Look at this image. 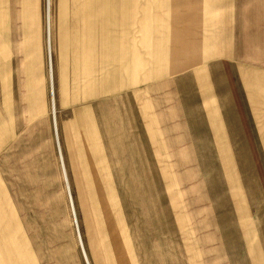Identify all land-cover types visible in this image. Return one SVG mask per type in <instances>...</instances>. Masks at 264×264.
Segmentation results:
<instances>
[{
	"label": "rangeland",
	"instance_id": "obj_1",
	"mask_svg": "<svg viewBox=\"0 0 264 264\" xmlns=\"http://www.w3.org/2000/svg\"><path fill=\"white\" fill-rule=\"evenodd\" d=\"M220 1L214 0V5ZM19 2L21 48L13 45L18 32L12 28L11 0H0V110L10 116L0 118V132L11 133L14 125L18 130L28 123L30 93L41 96L46 86L50 95V13L54 90L73 105L70 115L81 100L78 94H84L81 81L92 76L87 69L75 70L91 57L77 58L76 29L80 23L77 32L83 33L84 47H91L94 0H29V14L27 9L22 12ZM135 5H128V23L116 24L117 37L147 50L157 45L156 27L162 33L172 30L173 15L166 10V0H150L149 9L140 1ZM23 15L26 23L29 17L30 29L22 28ZM38 15L41 35L34 28ZM221 19L220 9L214 8L202 20L204 31L214 33V64L221 59ZM179 21L174 13L176 26L194 25ZM229 23L230 64L238 63L251 75L254 55H264V39L256 41L253 35V24L264 30V0H237L230 6ZM184 33L180 30L177 39ZM63 37L72 48L65 54ZM17 56L24 65L20 72ZM131 93L141 99V89ZM115 95L116 123L106 111L96 119L94 131L92 123L87 124L85 136H78L76 124L62 136L58 124L78 227L60 163L54 111L60 167L56 178L22 172L19 136L6 148L11 161L0 165L6 186L0 182V264H87L83 247L90 264H264V136H142L139 113L134 116V122L139 121L134 123V136H124L125 93ZM99 99L107 102L109 97ZM13 110L19 119L11 118ZM25 153V160L31 159Z\"/></svg>",
	"mask_w": 264,
	"mask_h": 264
},
{
	"label": "crops",
	"instance_id": "obj_2",
	"mask_svg": "<svg viewBox=\"0 0 264 264\" xmlns=\"http://www.w3.org/2000/svg\"><path fill=\"white\" fill-rule=\"evenodd\" d=\"M138 1L144 3L147 9L151 8L149 7L150 0H125L124 7L121 6V0H94L91 47H84V39L81 38L83 33L77 32L80 29V23L77 24V58L82 61L90 55L92 62L88 63L90 58L87 62H79L75 70L87 69L88 72L91 71L92 76L91 78L85 76L81 81L84 94H78L81 100L75 104L76 111L71 115L69 109H72L73 105H70L66 98L62 100V97L57 96L54 90L51 13L49 18L46 16L51 96L46 86L45 94L41 96L36 95L37 97L34 98L30 93L28 123H22L18 130L14 125L12 131L14 133L0 132V165L6 160L11 161L8 159L11 154L6 153V148L9 149L14 142V137L19 136L22 172H31L35 175L41 172V174H46L47 178H56L60 167L53 137L52 111H54V133L62 154L60 163L62 172H67L58 126L60 125L61 135L67 136L70 125L76 124L78 136H85L88 130L86 129L87 124L92 123L94 131L96 119L100 120L106 115V111L108 118L114 119L116 123L115 94L117 91L125 93L124 136H134V123H139L137 120L134 122V116L138 113L140 125H142L140 129L142 136H264V55L260 53L259 56L254 55L251 75L248 73L249 70H242L238 63L237 66L230 64L229 12L230 6L235 5L237 0H221L215 5L214 0H166L168 4L165 5L166 10L173 15L170 18L172 30L162 33L156 27L157 35L153 39L157 45L147 50L142 49V51L134 47L135 44L130 41L126 39L123 41L121 37H117L116 28V24H120L121 21L125 20L128 23L127 13L131 11L128 5L136 8L135 4ZM28 2L29 0H21V7L22 12L27 9L29 14L31 11H29ZM11 5L13 32H18L21 28L18 24L20 2L11 0ZM34 7L39 13V6ZM156 7H158V2ZM214 8L220 9L223 17L219 35L221 59L219 61L216 59L215 64L214 33L204 31V25H202L204 15L205 18L206 15L211 16ZM253 11L254 19H257L256 9ZM174 13L179 14V20L182 23L186 21L190 25L192 22L194 24L191 25L192 28L176 26ZM121 14L124 15L123 18H120ZM25 17L26 15L21 16L22 28L30 29L29 17L28 23ZM34 28L39 31L38 35H41L39 15L34 22ZM237 28L240 29V26L237 25ZM184 29V37L181 39L179 37L178 40L177 34ZM22 32L21 29L20 33H15L12 38L13 45L16 44L19 48H21L23 38ZM231 32L233 35L232 30ZM253 35L254 40L260 42L262 38L264 39V30L261 31L260 26L253 24ZM239 37L241 38V35ZM28 39L30 43V36ZM65 40H68L67 37H63L61 41L64 54L72 49L68 48ZM24 41L25 44L27 36L24 37ZM145 44L147 47L146 42L143 46ZM86 51L89 53L86 54ZM17 54H19L18 51ZM133 56L135 61H132ZM162 56L164 59H161ZM16 65L20 72L24 67L21 57L17 56ZM89 66L92 68L90 69ZM75 83L79 85L78 81ZM133 88L141 89V99L131 93ZM106 95L109 100L101 102L99 98ZM1 117L4 120L10 118L4 109L0 110ZM11 118L19 119L14 110ZM111 125H113L112 122ZM145 126H148L147 130ZM14 149L15 151L18 149L16 145ZM26 150L31 159L25 160ZM30 151L31 155H29ZM16 155L15 152L12 154V156ZM11 164H15V160H12ZM2 172L3 170H0V182L3 184L2 174L5 172Z\"/></svg>",
	"mask_w": 264,
	"mask_h": 264
},
{
	"label": "bare ground",
	"instance_id": "obj_3",
	"mask_svg": "<svg viewBox=\"0 0 264 264\" xmlns=\"http://www.w3.org/2000/svg\"><path fill=\"white\" fill-rule=\"evenodd\" d=\"M48 3H49V0H48ZM58 152H59L60 159L62 160L61 149H60L59 146H58ZM63 176H64V180H65V183H66V189L68 191L69 198H70V206H71V212H72L73 221L76 224V226L78 227L76 208H75L74 198H73L72 193H71V185H70L68 173L66 171H63ZM78 233H79V238H80L81 237L80 236V231ZM81 245L83 247L82 240H81ZM83 250H84L85 259H87V264H90V261L88 259V256H87V253H86L84 247H83Z\"/></svg>",
	"mask_w": 264,
	"mask_h": 264
}]
</instances>
